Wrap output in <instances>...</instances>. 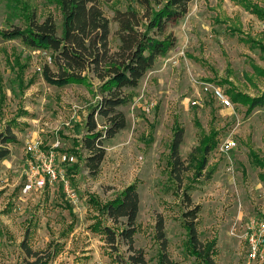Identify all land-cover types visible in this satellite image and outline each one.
Segmentation results:
<instances>
[{
  "label": "rangeland",
  "instance_id": "1",
  "mask_svg": "<svg viewBox=\"0 0 264 264\" xmlns=\"http://www.w3.org/2000/svg\"><path fill=\"white\" fill-rule=\"evenodd\" d=\"M96 1L110 20L115 8L136 6L134 0ZM254 1L264 9V0ZM30 5L38 20L51 14L60 29L53 0H30ZM26 14L15 0H0V30L24 27ZM115 27L111 21L112 48L118 44ZM168 30L175 45L156 59L132 90L130 102L119 107L126 127L104 141L106 154L94 178L79 159L86 155L81 141L86 116L99 99L98 82L50 85L41 75L45 63L52 66L50 52L0 35V132L9 127L15 136L8 143L9 156L0 163V264H24L23 240L33 249L55 246L57 253L48 264H115V253L96 230L92 200L106 203L129 184L139 194L135 246L148 263L155 264L158 257L154 223L160 213L169 256L181 264H202L189 253L180 220L185 189L200 206L198 239L205 245L214 241L215 264H264L248 259L243 237L245 219L264 212V168L249 155L252 149L264 160V107L246 114V106L227 95L229 86L249 96L264 92V75L257 72L264 69V50L254 45L264 47V16L235 0H191L187 13L169 23ZM215 90L230 104L221 103ZM146 103L154 104L150 112L143 110ZM96 119L102 130V119ZM175 124L184 131L179 154L188 165L181 190L170 178L168 164ZM212 129L216 143L204 168L211 170L210 176L193 179L191 153ZM226 138L236 147L222 150ZM33 139L42 141L44 149L58 142L56 163L63 178L25 192L27 149ZM117 248L120 257L127 255L123 244Z\"/></svg>",
  "mask_w": 264,
  "mask_h": 264
},
{
  "label": "trees",
  "instance_id": "2",
  "mask_svg": "<svg viewBox=\"0 0 264 264\" xmlns=\"http://www.w3.org/2000/svg\"><path fill=\"white\" fill-rule=\"evenodd\" d=\"M15 1L27 12L25 26L2 29L0 35L5 40L17 38L32 48L50 52L52 66L45 63L41 72L45 82L57 87L71 83L91 85L93 80L98 82L99 99L86 116V133L81 141L86 155L79 159L88 175L94 178L99 173L106 154L104 141L113 138L126 127L125 114L119 107L130 102L132 90L153 67L156 59L164 56L175 45L176 37L168 30V24L178 21L187 13L191 0H134L136 6L129 3L125 9L115 8L111 20L96 0H53L61 15L59 30L51 14L42 20L37 19L30 0ZM235 1L257 16H264V9L257 1ZM111 21L116 25L114 35L118 39L114 48L110 45ZM254 45L264 50L259 43L255 42ZM257 72L264 75V69ZM227 95L233 103L246 106V114L255 107H264V92L249 96L229 86ZM95 116L102 119V130L98 129ZM183 133V129L175 124L169 149L170 178L177 190L182 189L183 175L188 170V165L179 154ZM215 137L216 133L212 129L210 134L202 136L193 149V179L202 175L210 176L211 170L204 171V168L207 156L215 146ZM14 140L15 136L9 127L0 132V163L9 156L8 143ZM249 155L257 166L264 168V160L252 149L249 150ZM181 195L180 220L187 235L188 251L200 259L202 264H215L212 257L214 241L205 245L198 239L196 224L200 206L192 201L185 189ZM92 203L98 212L96 230L102 233L109 251L115 253L114 263L150 264L144 251L135 246L134 236L138 230L139 212V194L135 184L127 185L106 203L102 204L97 200H92ZM104 220L108 223L102 224ZM154 231L158 243L155 264H181L167 252L164 218L160 213L156 214ZM119 244L126 247L125 257L116 253ZM20 247L25 254L24 264H48L57 253L55 246L33 249L26 240L21 242Z\"/></svg>",
  "mask_w": 264,
  "mask_h": 264
},
{
  "label": "built area",
  "instance_id": "3",
  "mask_svg": "<svg viewBox=\"0 0 264 264\" xmlns=\"http://www.w3.org/2000/svg\"><path fill=\"white\" fill-rule=\"evenodd\" d=\"M216 97L221 103L229 105L227 97L218 90H215ZM153 103H146L143 110L150 112ZM58 142L49 149L42 147V141L33 139L28 144L27 169L25 171L24 191L42 190L46 184L55 182L60 175L56 163ZM236 147V142L231 138H226L221 145V149L228 151ZM67 195L74 200L76 195L64 184ZM242 221V218H240ZM243 237L246 245V254L249 260H264V212L254 214L245 219Z\"/></svg>",
  "mask_w": 264,
  "mask_h": 264
}]
</instances>
